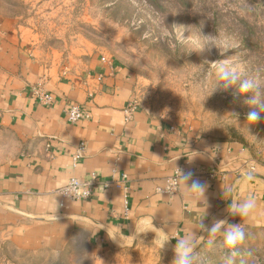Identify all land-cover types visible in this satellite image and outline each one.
<instances>
[{
    "label": "crops",
    "instance_id": "1",
    "mask_svg": "<svg viewBox=\"0 0 264 264\" xmlns=\"http://www.w3.org/2000/svg\"><path fill=\"white\" fill-rule=\"evenodd\" d=\"M38 90L51 104L39 102ZM135 91L132 76L107 55L65 54L32 28L0 16V261H46L79 246L95 258L146 232L164 233L174 246L185 237L197 245L220 220L225 224L216 235L236 224L264 228L263 168L243 146L142 108L126 121ZM74 105L86 117L70 122ZM81 144L83 156L73 166ZM70 170L80 180L93 174L122 185L97 186L86 199L63 198L58 190ZM175 172L177 191L167 194L165 179ZM194 180L201 191L191 190ZM249 197L253 214L233 215L232 206ZM140 228L147 230L136 234Z\"/></svg>",
    "mask_w": 264,
    "mask_h": 264
},
{
    "label": "rangeland",
    "instance_id": "2",
    "mask_svg": "<svg viewBox=\"0 0 264 264\" xmlns=\"http://www.w3.org/2000/svg\"><path fill=\"white\" fill-rule=\"evenodd\" d=\"M0 16L65 54L107 55L134 79L138 108L203 137L241 144L264 172V0H0ZM221 67L235 68L239 79L225 87ZM244 80L254 87L242 92ZM253 110L257 122L247 120ZM244 231L235 249L222 246L223 235L202 240L191 264H264V228ZM158 236L143 233L95 258L79 246L55 261L26 257L19 264H174L175 246L158 247Z\"/></svg>",
    "mask_w": 264,
    "mask_h": 264
},
{
    "label": "clouds",
    "instance_id": "3",
    "mask_svg": "<svg viewBox=\"0 0 264 264\" xmlns=\"http://www.w3.org/2000/svg\"><path fill=\"white\" fill-rule=\"evenodd\" d=\"M181 32L177 30V36L180 37ZM219 79L227 82L224 86L227 87L229 83H234L236 80L239 79V74L235 68H228V67H221ZM254 87V84L251 80H244L240 84V90L242 92H246ZM251 103L256 104L258 103L257 100L253 99ZM261 111H264V106L261 107ZM260 114L258 111L253 110L247 113V120L250 122H257L260 120ZM191 173H187L184 176V179L187 180L191 177ZM250 178V177H249ZM70 183L72 185H79L80 179L79 175L76 173L71 172L70 170ZM192 191H201L202 186L199 181H193L191 184ZM256 208V202L254 197H249L245 201L234 204L232 206V214L233 215H240L242 217H248L253 214ZM151 223V221H150ZM225 224V221L220 220L217 221L213 226L210 228L211 238L209 243L212 242V238L216 236L217 233H220L222 226ZM203 227V225H201ZM147 229L140 228L136 231V234L143 233ZM223 235V242L222 246L227 249H235L238 245L242 244L245 240V231L241 225H231L227 227V229L222 233ZM114 239V238H113ZM169 241L168 235L164 233H160L158 236V247L163 248L165 244ZM195 247V243L190 238H180L175 246V253L176 259L174 264H191V254L193 252V248ZM235 254V253H233ZM59 257V251L57 250L53 254V260ZM231 264V261H229Z\"/></svg>",
    "mask_w": 264,
    "mask_h": 264
},
{
    "label": "built area",
    "instance_id": "4",
    "mask_svg": "<svg viewBox=\"0 0 264 264\" xmlns=\"http://www.w3.org/2000/svg\"><path fill=\"white\" fill-rule=\"evenodd\" d=\"M38 100L42 104H51L52 98L49 94L38 90L35 92ZM138 109V102L135 97L130 101L127 108L124 110V118L126 121H129L134 112ZM86 117V114L81 110V108L77 105L72 106L67 112V119L70 122H75L78 119ZM84 145L81 144L76 153L73 155V166H75L81 157L83 156ZM178 172H175L173 175L167 177L165 179V185L163 188V192L167 194H174L178 188ZM208 179L212 180L214 178L213 172H209L207 175ZM122 185V180L114 181V180H98L95 175H91L89 179L80 180L79 185H72L70 183V179L68 182L61 187L58 191L63 198H68L72 200L76 199H86L91 196L95 187L99 186L103 189H109L112 186L116 188H120Z\"/></svg>",
    "mask_w": 264,
    "mask_h": 264
}]
</instances>
